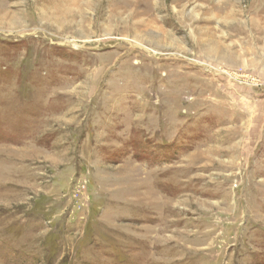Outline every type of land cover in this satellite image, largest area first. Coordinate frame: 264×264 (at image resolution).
Here are the masks:
<instances>
[{"label":"rangeland","instance_id":"374dc122","mask_svg":"<svg viewBox=\"0 0 264 264\" xmlns=\"http://www.w3.org/2000/svg\"><path fill=\"white\" fill-rule=\"evenodd\" d=\"M0 264H264V0H0Z\"/></svg>","mask_w":264,"mask_h":264}]
</instances>
